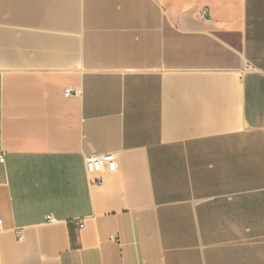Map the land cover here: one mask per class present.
I'll use <instances>...</instances> for the list:
<instances>
[{"label": "crops", "instance_id": "obj_1", "mask_svg": "<svg viewBox=\"0 0 264 264\" xmlns=\"http://www.w3.org/2000/svg\"><path fill=\"white\" fill-rule=\"evenodd\" d=\"M0 157V264H264V0H0Z\"/></svg>", "mask_w": 264, "mask_h": 264}, {"label": "built area", "instance_id": "obj_2", "mask_svg": "<svg viewBox=\"0 0 264 264\" xmlns=\"http://www.w3.org/2000/svg\"><path fill=\"white\" fill-rule=\"evenodd\" d=\"M203 18H205V14H203ZM73 95V91L71 89H68L65 91V96L69 97ZM0 162H4V158L0 157ZM104 166H106L108 172L110 174H113L117 171V159L114 154H103V155H92L89 156L86 159V168L90 175L92 174H99L102 172ZM96 184L103 183V179L100 177H97L94 181ZM50 223L55 222V220L50 217L48 218ZM2 220H0V230L2 228ZM80 227L83 228V225Z\"/></svg>", "mask_w": 264, "mask_h": 264}]
</instances>
